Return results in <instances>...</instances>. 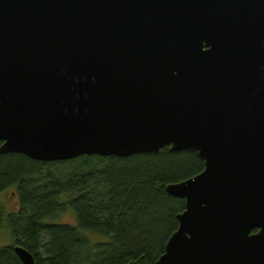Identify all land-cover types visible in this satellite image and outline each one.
<instances>
[{"label": "water", "instance_id": "water-1", "mask_svg": "<svg viewBox=\"0 0 264 264\" xmlns=\"http://www.w3.org/2000/svg\"><path fill=\"white\" fill-rule=\"evenodd\" d=\"M165 145L204 168L153 264H264V0H0V154Z\"/></svg>", "mask_w": 264, "mask_h": 264}, {"label": "trees", "instance_id": "trees-1", "mask_svg": "<svg viewBox=\"0 0 264 264\" xmlns=\"http://www.w3.org/2000/svg\"><path fill=\"white\" fill-rule=\"evenodd\" d=\"M203 161L193 150L168 145L155 153L60 161L0 154V191L13 185L19 199L14 211L0 202V226L12 240L1 244L0 264H24L16 245L36 264H153L185 204L165 186L203 170ZM67 210L74 223L61 219ZM95 233L102 238L90 236Z\"/></svg>", "mask_w": 264, "mask_h": 264}, {"label": "rangeland", "instance_id": "rangeland-1", "mask_svg": "<svg viewBox=\"0 0 264 264\" xmlns=\"http://www.w3.org/2000/svg\"><path fill=\"white\" fill-rule=\"evenodd\" d=\"M16 187L15 186H8L6 190L3 192L0 191V202L3 204L5 209L8 211L10 210H17L18 208V202L19 199L17 198V195L15 193ZM62 220H65L66 222L69 223H74L76 216L74 213L70 210H67V212L63 213L61 216ZM90 236H93L94 239L96 238H102L98 234H90ZM12 242L11 236H10V231L5 228V226H0V246L1 244H10Z\"/></svg>", "mask_w": 264, "mask_h": 264}]
</instances>
